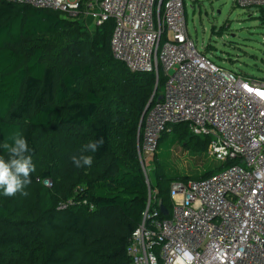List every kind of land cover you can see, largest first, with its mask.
<instances>
[{
	"label": "trees",
	"instance_id": "obj_1",
	"mask_svg": "<svg viewBox=\"0 0 264 264\" xmlns=\"http://www.w3.org/2000/svg\"><path fill=\"white\" fill-rule=\"evenodd\" d=\"M112 30V19L95 26L0 0V141L23 135L35 165L29 184L44 187L48 179L44 188L56 191L48 200L35 196L22 219H15L13 198L0 196V264H132L126 246L148 192L167 210L171 182L202 179L234 163L215 161L220 166L211 171L202 162L193 177L156 166L178 142L207 151V136L177 124L162 133L152 154L153 181L144 174L137 140L155 75L130 72L113 57ZM90 76L94 81L84 84ZM96 138L103 144L85 153L92 165L74 167L70 156Z\"/></svg>",
	"mask_w": 264,
	"mask_h": 264
},
{
	"label": "built area",
	"instance_id": "obj_2",
	"mask_svg": "<svg viewBox=\"0 0 264 264\" xmlns=\"http://www.w3.org/2000/svg\"><path fill=\"white\" fill-rule=\"evenodd\" d=\"M8 1L95 26L112 19L113 57L130 72L153 73L156 88L161 76L158 96L142 117L140 162L177 124L208 137L209 157L234 160L205 178L171 182L166 214L148 192L126 246L132 264H264V77L226 69L198 51L184 0ZM235 4L261 9L264 18V0Z\"/></svg>",
	"mask_w": 264,
	"mask_h": 264
},
{
	"label": "rangeland",
	"instance_id": "obj_3",
	"mask_svg": "<svg viewBox=\"0 0 264 264\" xmlns=\"http://www.w3.org/2000/svg\"><path fill=\"white\" fill-rule=\"evenodd\" d=\"M184 4L187 31L198 51L205 53L215 64L226 69L247 76L264 77V18L261 9L247 10L236 5L235 0H184ZM77 18L80 17L73 19ZM89 30L94 31L92 27ZM93 81L94 78L90 76L83 82L90 84ZM159 84L161 86L158 81V87ZM155 86L154 82L151 96L145 105L146 110L154 94L159 91L158 87L154 91ZM141 143L139 138L137 154ZM181 143H175L168 150L162 151L156 166L165 167L168 174L190 177L202 172V162L203 165H209L211 171L220 166L208 156L207 151L202 154L196 149L185 148ZM153 156L141 155L143 160L140 162L144 174L152 181L155 168ZM42 185L46 187L43 182ZM44 187L39 183L29 184L25 189L27 195L17 194L12 197V207L16 210L15 219L25 218L32 211L35 196L48 200L52 194H56V191L46 190Z\"/></svg>",
	"mask_w": 264,
	"mask_h": 264
},
{
	"label": "clouds",
	"instance_id": "obj_4",
	"mask_svg": "<svg viewBox=\"0 0 264 264\" xmlns=\"http://www.w3.org/2000/svg\"><path fill=\"white\" fill-rule=\"evenodd\" d=\"M102 144V138H96L84 145L78 155L70 156L72 165L76 168L90 167L93 158L85 153H95ZM0 152L4 153L0 155V196L27 195L25 189L35 165L26 138L17 133L0 141Z\"/></svg>",
	"mask_w": 264,
	"mask_h": 264
},
{
	"label": "water",
	"instance_id": "obj_5",
	"mask_svg": "<svg viewBox=\"0 0 264 264\" xmlns=\"http://www.w3.org/2000/svg\"><path fill=\"white\" fill-rule=\"evenodd\" d=\"M156 90V86H155V88H154V91ZM146 108H147V106L145 107V109L143 110V115H144V112L146 111ZM143 115H142V117H143ZM160 210H161V212L163 213V214H166L167 213V210H166V208H164L162 205L160 206Z\"/></svg>",
	"mask_w": 264,
	"mask_h": 264
},
{
	"label": "bare ground",
	"instance_id": "obj_6",
	"mask_svg": "<svg viewBox=\"0 0 264 264\" xmlns=\"http://www.w3.org/2000/svg\"><path fill=\"white\" fill-rule=\"evenodd\" d=\"M227 162V161H226ZM223 166V165H222ZM221 168V167H220ZM190 179V178H189Z\"/></svg>",
	"mask_w": 264,
	"mask_h": 264
}]
</instances>
